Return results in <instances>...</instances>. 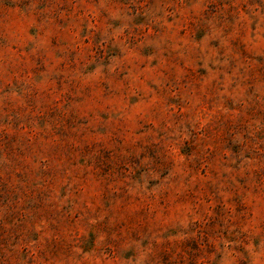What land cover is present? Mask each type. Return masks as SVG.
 Returning <instances> with one entry per match:
<instances>
[{
  "label": "rangeland",
  "instance_id": "rangeland-1",
  "mask_svg": "<svg viewBox=\"0 0 264 264\" xmlns=\"http://www.w3.org/2000/svg\"><path fill=\"white\" fill-rule=\"evenodd\" d=\"M0 264H264V0H0Z\"/></svg>",
  "mask_w": 264,
  "mask_h": 264
}]
</instances>
